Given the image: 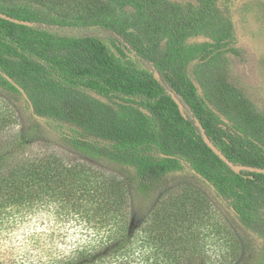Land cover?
I'll use <instances>...</instances> for the list:
<instances>
[{
	"label": "trees",
	"instance_id": "1",
	"mask_svg": "<svg viewBox=\"0 0 264 264\" xmlns=\"http://www.w3.org/2000/svg\"><path fill=\"white\" fill-rule=\"evenodd\" d=\"M64 1L0 0L30 23L0 17V264H264V173L234 172L203 138L264 167V118L224 59L242 56L229 0H81L77 21L43 8ZM70 25L110 36L50 29Z\"/></svg>",
	"mask_w": 264,
	"mask_h": 264
},
{
	"label": "rangeland",
	"instance_id": "2",
	"mask_svg": "<svg viewBox=\"0 0 264 264\" xmlns=\"http://www.w3.org/2000/svg\"><path fill=\"white\" fill-rule=\"evenodd\" d=\"M68 1H64L68 3V5L65 4L62 8L52 7L51 9L50 4H46L43 8L44 10H50L55 16L64 14L69 16L72 21H77L78 14H81L83 10L80 4L81 0ZM228 9L233 24V36L230 45L238 47L242 53L241 57L234 56L229 52L224 54L227 71L230 77L229 79L239 88L241 91L240 93H244L249 106L252 107L255 113L264 118V0H229ZM88 14L91 16L93 15L90 13ZM87 19L92 20L88 17ZM79 22L84 24L85 20H79ZM50 29L68 34L93 32L105 39L110 36L109 32L95 27L84 28L70 25L66 27L52 26ZM208 40L209 38L205 36L192 37L188 40V44L192 47L196 43H202ZM197 46L198 44L196 47ZM142 66L147 65L142 63ZM197 86L201 92L200 86ZM102 99L105 100L104 98ZM5 101L10 102L12 107L16 109L19 115L20 125L26 124L29 110L25 102L20 99L11 101L8 98H5ZM47 147L49 150L55 148L64 151L71 159L77 160L81 158L76 153L61 145V141L57 136L53 135V133H48ZM100 167L105 170L120 171L116 170L118 168L106 164ZM192 174V170L186 166L182 171L174 173L171 176L178 179L179 183H183V179L195 181ZM196 185L207 193L215 209H218V211L222 212L224 215L230 213L226 203L218 198L209 186L200 182L196 183ZM231 216L233 215L231 214ZM57 226L59 228H57ZM57 226L55 227V237H71L73 234V229H70L68 224L57 223ZM48 231L51 233V229L48 228Z\"/></svg>",
	"mask_w": 264,
	"mask_h": 264
},
{
	"label": "water",
	"instance_id": "3",
	"mask_svg": "<svg viewBox=\"0 0 264 264\" xmlns=\"http://www.w3.org/2000/svg\"><path fill=\"white\" fill-rule=\"evenodd\" d=\"M0 17L1 18H5L17 23H21V24H30L27 21H23V20H19L16 19L12 16L6 15L5 13H1L0 12ZM11 81H13L12 79H10ZM15 83V82H14ZM15 85H17L15 83ZM18 86V85H17ZM21 91L24 93L25 97H28L27 94L25 93L24 89L21 88L20 86H18ZM171 94L174 98V100L176 101V103L179 105L180 110L182 111V114L187 117V113L185 111L184 105L182 103V101L180 100L179 97L176 96V94H174V92L171 91ZM203 138L205 140V142L208 144V146L220 157V159H222L225 163L228 164V166L236 173H240L241 171H251V172H257V173H264V167H257V166H251V165H241V164H236L234 162H232L211 140L210 138L204 133L203 134Z\"/></svg>",
	"mask_w": 264,
	"mask_h": 264
}]
</instances>
